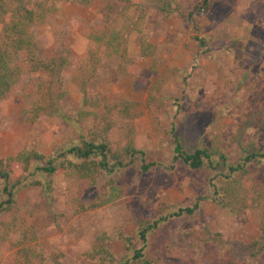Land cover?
<instances>
[{
	"label": "rangeland",
	"instance_id": "obj_1",
	"mask_svg": "<svg viewBox=\"0 0 264 264\" xmlns=\"http://www.w3.org/2000/svg\"><path fill=\"white\" fill-rule=\"evenodd\" d=\"M178 1L184 14L173 13L167 18L161 17L154 5L145 4L143 31L155 47V73L148 69L151 60L139 56L137 35L131 33L127 47L138 72L121 76L116 58L103 59L88 85V93L98 98L135 102V145L145 151L146 161L156 163L152 169H126L118 181L126 187L122 198L76 215L65 209L58 192L64 187L60 170L52 177L57 192L50 201L44 198L40 186L23 187L16 194L17 201L26 200L34 210L38 245L45 254L59 250L61 264H104L97 257L86 256L98 234L107 236L105 248L115 262L125 253L119 235L134 236L140 218L154 216L164 206L191 204L198 196L204 199L190 221L191 241L207 230L237 243H248L258 236L259 210L230 215L217 207L209 200L202 172L181 163L169 168L167 140L162 134L173 126L176 134L187 130L205 145L216 136L229 161L237 159L241 142L253 139L259 147L264 145V130L258 128L264 112V0L255 10H251L252 0L210 1L206 13L194 11L199 0ZM187 12L189 18L184 17ZM101 15L98 0L88 5L59 0L48 22L34 27L42 58L63 55L70 60L61 73L67 93L58 113L40 115L32 123L21 114L28 106L26 96L0 99V155H13L22 148L46 154L75 136L68 117H73L81 104L69 73L92 45L87 34L100 23ZM163 69H168L160 86L163 105L153 112L159 129L156 135L143 102L148 86ZM46 77L44 72L25 73L23 92L31 93L32 85ZM108 136L116 140L120 130L112 128ZM248 169L264 187L263 168L250 164ZM95 194L96 189H91L82 200L88 203ZM166 234L168 231L163 230L156 235L152 247L157 249ZM163 258L180 264L174 252H165Z\"/></svg>",
	"mask_w": 264,
	"mask_h": 264
},
{
	"label": "trees",
	"instance_id": "obj_2",
	"mask_svg": "<svg viewBox=\"0 0 264 264\" xmlns=\"http://www.w3.org/2000/svg\"><path fill=\"white\" fill-rule=\"evenodd\" d=\"M57 1L0 0V99L26 96L28 106L22 108L21 114L30 123L40 115L58 113L59 103L67 93L61 73L70 60L63 55L42 58L34 33V27L46 24L56 11ZM63 1L88 5L93 0ZM98 1L102 5V18L87 34L92 45L69 73V81L79 92L81 104V109L68 117L75 136L46 154L22 148L13 155H0V264H61L59 250L45 254L38 245L34 210L26 200L16 199L21 188L40 186L44 198L50 201L57 192L52 177L60 170L64 187L58 192L65 209L76 215L112 205L122 198L126 187L118 181L126 169L148 172L156 164L146 161L145 151L135 145V102L98 98L88 93V85L103 59L116 58L121 76L138 72L127 47L131 33L137 35L139 56L151 60L148 69L155 73V47L143 31L145 4L154 5L163 18L173 13L184 14L183 6L178 0ZM210 1L224 0H199L194 4V11L206 13ZM259 1L262 0H252L251 10L256 9ZM184 17L189 18V12ZM167 70L155 75L143 102L156 135L159 129L153 112L163 105L160 86ZM39 72L46 73L47 77L35 82L31 93H24L25 73ZM112 128L120 130L116 140L108 136ZM258 128L264 130V112ZM162 135L167 140L163 142L169 150V168L181 163L190 170L202 172L209 200L217 207L230 215L247 209L259 210L258 236L248 243H237L207 230L191 241L190 221L204 199L198 196L191 204L164 206L154 216L140 218L134 236L120 234L125 253L119 260L114 262L105 248L108 238L104 234L95 237L86 256L97 257L104 264H171L163 254L174 252L180 264H264V187L248 169L253 164L264 170V145L259 147L253 139L241 142L237 159L229 161L216 136L205 145L187 130L176 134L173 126L163 130ZM91 189H96V194L85 203L82 196ZM163 230L168 234L155 249L152 241Z\"/></svg>",
	"mask_w": 264,
	"mask_h": 264
}]
</instances>
